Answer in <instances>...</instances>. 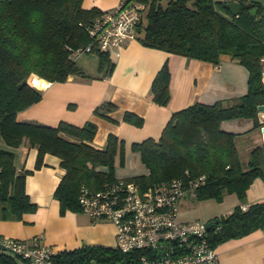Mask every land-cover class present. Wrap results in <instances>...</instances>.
<instances>
[{"label":"trees","instance_id":"trees-1","mask_svg":"<svg viewBox=\"0 0 264 264\" xmlns=\"http://www.w3.org/2000/svg\"><path fill=\"white\" fill-rule=\"evenodd\" d=\"M228 1L241 4L237 15ZM147 10L136 38L143 45L188 58L217 64L229 55L248 71L245 94L211 104L194 102L171 114L158 139L134 142L147 168L134 181L141 190L164 180L204 174V185L196 199L218 202L234 194L239 203L226 215L214 216L208 231L212 246L264 228V201L243 205L246 192L257 177L264 179V142L255 145L243 162L235 143L236 133L222 130L223 120L250 118L260 127L257 106L264 104L261 80L264 58V6L254 0H146ZM257 8L255 14L251 12ZM101 12L96 6L83 7V0H0V206L2 218L22 219L37 206L25 190L29 170H16L13 148L25 143L37 149L35 168L41 167L46 153L56 155L64 169L54 196L60 213L81 211L78 189L112 183L114 156L122 143L109 134L105 145L91 144L96 125L87 121L76 126L64 121L49 125L27 121L19 112L38 102L41 93L27 79L64 81L68 75L84 72L75 58L89 43L88 21ZM95 51V50H94ZM98 53V69L107 76L112 68L107 53ZM35 74V75H34ZM29 77V78H28ZM45 81V82H46ZM169 69L165 61L151 82L152 99L166 104L169 99ZM109 108L112 104H105ZM101 107L96 108L99 112ZM104 117L106 115L102 114ZM102 168H105L103 170ZM127 258L116 248L84 244L52 255L51 264H114ZM0 264H26L0 249Z\"/></svg>","mask_w":264,"mask_h":264},{"label":"crops","instance_id":"crops-1","mask_svg":"<svg viewBox=\"0 0 264 264\" xmlns=\"http://www.w3.org/2000/svg\"><path fill=\"white\" fill-rule=\"evenodd\" d=\"M117 2L83 0V7L96 6L102 11L115 6ZM106 53L112 63L107 76L103 75L97 64L96 71L91 73L78 65L84 74L68 75L64 81L35 79L30 85L41 93V98L19 112L18 117L49 125H56L60 121L76 126L93 122L96 131L91 144L97 148L105 145L109 134L116 136L123 146L121 154L117 150L114 156V176L117 179H129L148 172L139 153L131 145L146 138L158 139L173 112L194 102L211 104L241 96L247 91L248 71L229 55L221 56L215 64L143 45L138 38L127 40ZM165 61L169 69V99L162 105L152 99L151 82ZM107 103L112 106L109 108L105 105ZM99 107L96 113L95 109ZM258 120L261 126L264 125V112H258ZM261 126L253 127L250 118H235L220 123L222 130L236 133L235 143L243 162L247 160L252 147L264 142ZM245 135L251 137V143L241 153L238 140ZM12 150L16 170H29L25 176V190L37 209L15 220L2 218L0 206L1 235L23 239L38 237L53 253L84 244L115 246L114 225L109 220L91 218L82 211L66 210L60 213L59 202L54 196V190L64 174L59 157L46 153L41 167L35 168V147L23 143ZM190 199L183 198L179 203H189ZM227 200L230 201L228 208L210 218L228 214L239 203L234 194L225 195L222 203ZM258 201H264V179L260 177L253 180L247 189L245 201L240 204ZM178 218L185 220L179 215ZM215 249L218 264H264V228L227 239L216 245Z\"/></svg>","mask_w":264,"mask_h":264},{"label":"built area","instance_id":"built-area-1","mask_svg":"<svg viewBox=\"0 0 264 264\" xmlns=\"http://www.w3.org/2000/svg\"><path fill=\"white\" fill-rule=\"evenodd\" d=\"M147 10L146 0H118L91 18L85 26L89 43L82 52H109L134 39ZM264 64V58L261 59ZM264 82V68L261 72ZM264 134V131H262ZM204 174L190 177L188 170L141 190L132 180L117 179L96 190L78 189L77 201L91 218H104L114 225L116 248L127 258L114 264H218L208 239L207 221L180 220L179 201L196 198ZM0 249L26 264H51L52 255L38 237L12 238L0 234Z\"/></svg>","mask_w":264,"mask_h":264},{"label":"rangeland","instance_id":"rangeland-1","mask_svg":"<svg viewBox=\"0 0 264 264\" xmlns=\"http://www.w3.org/2000/svg\"><path fill=\"white\" fill-rule=\"evenodd\" d=\"M256 1H258L261 6H264V0ZM164 3L165 0H161V4ZM75 61L76 64L83 67L87 73L95 72L98 64V53L95 51L82 52L80 53V55H78L77 58H75ZM36 76H31L29 79H27L29 83H33L35 79H41V77L39 78V76ZM249 143H251V137L249 135H245L244 137L238 140L239 149L242 150L241 153H243V148ZM241 157H244V155L241 154ZM189 201V203H179L178 205V215L181 219L207 221L211 216L223 213V211L228 208L227 206L230 203V201L228 200L227 202L222 203V201L218 202L214 199L209 198H191ZM114 244L116 245L115 236Z\"/></svg>","mask_w":264,"mask_h":264},{"label":"water","instance_id":"water-1","mask_svg":"<svg viewBox=\"0 0 264 264\" xmlns=\"http://www.w3.org/2000/svg\"><path fill=\"white\" fill-rule=\"evenodd\" d=\"M226 5L232 15H237L241 8V4L237 1H228ZM256 10L257 8H253L251 12L255 14ZM262 16H264V13H262ZM257 110L258 112H264V104L258 105ZM260 130L261 132L264 131V125L261 126ZM212 225H213V221L209 220L206 223V228L209 229Z\"/></svg>","mask_w":264,"mask_h":264}]
</instances>
